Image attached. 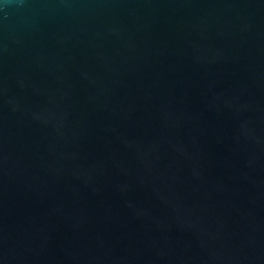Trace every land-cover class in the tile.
<instances>
[{"label": "water", "instance_id": "water-1", "mask_svg": "<svg viewBox=\"0 0 264 264\" xmlns=\"http://www.w3.org/2000/svg\"><path fill=\"white\" fill-rule=\"evenodd\" d=\"M0 264H264V0H0Z\"/></svg>", "mask_w": 264, "mask_h": 264}]
</instances>
